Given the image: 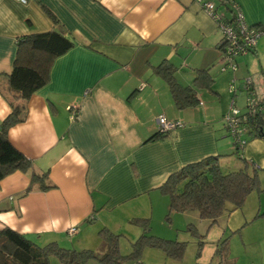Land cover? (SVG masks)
I'll return each instance as SVG.
<instances>
[{
	"label": "crops",
	"instance_id": "obj_1",
	"mask_svg": "<svg viewBox=\"0 0 264 264\" xmlns=\"http://www.w3.org/2000/svg\"><path fill=\"white\" fill-rule=\"evenodd\" d=\"M208 1L229 16L220 0ZM231 1L244 22L264 34V0ZM49 31L68 38L73 46L53 61L47 83L26 103L25 121L10 128L8 138L32 159V171L48 172L56 188L34 189L22 196L30 172L16 171L4 178L0 230L8 227L40 246L62 240L75 245L76 239H95L98 233L91 229L99 223L100 230L117 233L106 225V212L156 192L186 164L219 155L222 171L242 167L222 123L226 106L217 116L210 115L208 107L178 110L166 84L152 72L167 60L176 67L178 83L188 86L193 69H209L214 78L212 95L227 94L225 87L231 82L235 99L242 88L243 68H251L250 61L252 70L246 71L251 95L256 103L263 100L264 84L253 82L258 73L254 57H236L234 71L221 70L222 35L195 0H27L25 4L0 0V123L11 111L7 75L16 39ZM257 48L256 43L251 54L256 55ZM260 64L263 68L264 62ZM217 68L223 74L222 86L216 84L220 73L212 72ZM197 96L201 102L199 91ZM159 116L183 126L165 140L146 143L158 131ZM241 155L258 169L260 191L251 192L241 208L223 214L212 226L207 221V239L196 264H221L220 243L226 244L256 219L254 224L264 222V216L255 219L264 214V139L247 138ZM168 211L172 213L169 204ZM88 218H94L93 227L85 222ZM70 229H75L73 236L68 235ZM103 249L101 243L99 252Z\"/></svg>",
	"mask_w": 264,
	"mask_h": 264
},
{
	"label": "trees",
	"instance_id": "obj_2",
	"mask_svg": "<svg viewBox=\"0 0 264 264\" xmlns=\"http://www.w3.org/2000/svg\"><path fill=\"white\" fill-rule=\"evenodd\" d=\"M220 1L230 12L229 16L225 15L226 21L233 22L235 4L231 0ZM49 15L55 22L57 21L51 14ZM249 28L257 29L250 26ZM257 30L260 31L259 28ZM223 40L222 38L218 47L221 51L220 63L226 66L228 63L226 60L230 55L224 49ZM72 46V41L55 31L32 33L16 39V55L12 69L7 75L8 88L12 93V98L9 99L11 111L0 123V182L16 171L30 172V184L22 196L34 189L44 192L53 190L56 186L50 181L48 172L38 174L32 171V159L11 144L8 131L25 121L27 101L47 83L53 61L65 54ZM242 47H245L244 50H249V53L255 52V47L247 48L245 45ZM193 71L194 77L191 84L183 86L176 80V67L171 62L163 60L159 65L152 67L153 74L168 87L172 102L178 110L198 107L201 104L197 96L200 89L215 93L212 90L214 78L209 74V69H193ZM226 116L227 114L223 115L222 123L232 138L234 152L239 156L242 167L238 170L222 171L219 155L206 156L171 173L158 188L168 197L170 211L176 213L195 211L200 219L209 222V226L215 224L223 214L241 208L251 192L260 191L259 171L252 162L240 156V151L247 138L264 139V98L262 101L255 102L251 110L248 108L244 112L239 110L238 122L233 125L225 121ZM173 131H162L158 128V131L150 136L146 143L165 140ZM263 216L264 214H258L255 219ZM85 222L92 224L94 218H88ZM131 222L141 226L142 234L131 244L128 254H122L120 251V235L108 229L99 231L98 235L104 249L101 252H95L66 249L56 242L39 246L24 235L5 227L0 230V264H51V257L56 258L59 264H87L90 260H95L99 264H127L128 262L143 264L139 257L146 245L161 249L167 257L182 259L184 242L165 240L150 235L149 219L134 218ZM204 237V235L199 236L197 257L204 246Z\"/></svg>",
	"mask_w": 264,
	"mask_h": 264
},
{
	"label": "rangeland",
	"instance_id": "obj_3",
	"mask_svg": "<svg viewBox=\"0 0 264 264\" xmlns=\"http://www.w3.org/2000/svg\"><path fill=\"white\" fill-rule=\"evenodd\" d=\"M262 39L264 40V34H262L257 40L258 48L256 55L247 53L237 56V58L239 59H243L245 55L249 58H255H253V61H256L258 63V73L255 77V80L253 81L255 86H262L264 84V67L262 68L260 64L261 62H264V42L262 41ZM248 65L251 68L245 66L243 68L244 75H242L241 78L239 77L240 81L242 82L240 87H243V83L245 80H250L249 74L246 70L247 68L249 70H252V63H250L249 61ZM212 72L220 73L222 71L217 68L213 69ZM252 73L250 74L252 75ZM221 78H223L222 73L218 74V79L216 81V84L218 86L224 85ZM230 84L231 82L227 83L225 87L226 91L224 93L227 94L220 97L218 95H212V93L207 91L206 89L198 90L199 95L201 96V104L196 108L188 109V111L199 110L203 109L204 107H208L210 115L215 114L214 116H217L222 106H226L227 110L224 113V115H226L230 112L231 103L234 102L235 104L236 102L235 108L244 112L247 109L248 105L247 92H245L241 88V91H244L246 94L244 92L238 91L237 96L235 97V99H233V94L230 92ZM223 88L224 87H221V90ZM207 95H209V97H212L210 99L212 101L208 100L209 98ZM168 204V197L162 194L160 190H156V192H150L148 194L142 195L141 197H138L133 202H129L127 206L125 205L122 208H117L112 211L106 212V225L117 232L115 234L120 235L119 244L122 254H128L131 250V244L142 234L141 226L131 222V218L143 217L149 219L148 224L150 235H154L165 240H176L178 242L185 243V248L181 260L167 257L161 249L146 245L143 247L139 257V260L143 264H196L199 236L205 235L207 229V221L200 219L197 212L195 211L185 213H171L168 211ZM126 209H129V211H127ZM132 210H135V213H129L133 212ZM257 220L258 219H256L255 221ZM220 221L222 222V220ZM253 224H251L252 226L250 225L242 228L244 230L241 229V233L237 232L236 234H232L230 240L227 241L226 244L223 243L222 245L220 243V249H223V261H221V264H264V222H258L254 225ZM93 225L94 224H90L89 226L93 227ZM101 225V223L97 224L94 228L91 229L92 232L99 233V228H101ZM94 238L95 239L89 241H77L75 237V245L67 242L63 243L65 242L63 240L62 242L60 241L58 245L66 249H73V247L75 246L76 248H84L99 252V246L101 245L102 240L98 234L97 236H94ZM206 239L207 237H204V240ZM50 262L51 264H59L57 259L54 257L50 258ZM89 262V264H99L95 260H90ZM127 264L133 263L128 262ZM213 264H215V261L213 262Z\"/></svg>",
	"mask_w": 264,
	"mask_h": 264
},
{
	"label": "built area",
	"instance_id": "obj_4",
	"mask_svg": "<svg viewBox=\"0 0 264 264\" xmlns=\"http://www.w3.org/2000/svg\"><path fill=\"white\" fill-rule=\"evenodd\" d=\"M20 3L25 4L27 0H19ZM199 6L212 18V20L216 23L218 30L220 31L223 40L224 49H226V52L230 55L229 58H227L226 66H223L221 68L222 71H224L226 68L235 70L236 66L233 64L234 57L236 58L239 55H244L249 53V50H244L245 47H242L243 45L247 46V48L255 47L258 38L261 36L262 32H260L257 29L249 28V26L244 22L242 14L240 13V10L236 5L233 6L235 10L234 14V20L233 22H227L225 15L219 13L217 10V6L208 0H195ZM238 52H241V54H238ZM250 80H245L243 83L242 89L247 92L248 96V105L247 108L249 110L253 109L255 106V101L252 98L251 90H250ZM230 92H235V87L233 85H230ZM239 116V109L235 108L234 102L231 103L230 112L225 117V121L229 125H233L237 123V117ZM157 124L158 128L162 131H172L175 130L178 127H181V123L178 121H168L164 116H159L157 118ZM75 232V229H70L68 231V235H73Z\"/></svg>",
	"mask_w": 264,
	"mask_h": 264
}]
</instances>
